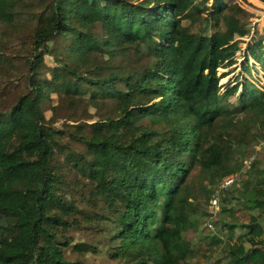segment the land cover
Segmentation results:
<instances>
[{"label":"trees","instance_id":"obj_1","mask_svg":"<svg viewBox=\"0 0 264 264\" xmlns=\"http://www.w3.org/2000/svg\"><path fill=\"white\" fill-rule=\"evenodd\" d=\"M22 3L0 0V22ZM208 9L206 34L181 22L201 14L196 0H39L22 90L0 110V264H85L96 236L118 264H191L184 234L199 200L204 226L225 231L223 264H264V167L219 192L244 185L248 222L207 211L212 189L240 168L235 154L264 140V74L257 86L246 68L251 57L262 70V55L248 42L241 81L219 91L217 67L235 61L247 32L238 4ZM50 94L52 112L74 114L61 127L44 118Z\"/></svg>","mask_w":264,"mask_h":264},{"label":"rangeland","instance_id":"obj_2","mask_svg":"<svg viewBox=\"0 0 264 264\" xmlns=\"http://www.w3.org/2000/svg\"><path fill=\"white\" fill-rule=\"evenodd\" d=\"M39 0H23V3L17 9L12 24L0 22V110L9 108L15 100L16 95L22 90L23 78H24V61L27 59L30 51V42L32 41V25L34 24V12L38 8ZM211 0H196L198 9L201 10V14L192 15V19H182V25L188 28L193 33H211L215 27L213 21H206L204 15L209 11L208 6ZM226 6L231 4H238L241 7L236 13L240 24L243 26L246 35L242 37H236L235 43L237 44V50L234 54L232 64H225L217 67L216 75L221 73L225 76L218 79L217 85L219 91H222L226 85L234 82L241 81L242 78L239 73H245V70L241 67L240 62L243 60L242 55L245 53L246 44L254 43L253 49L260 52L263 58V68L257 65V61L248 57L247 69H250L252 74H249L248 79L260 86L262 84V75L264 74V0H224ZM204 8V9H203ZM40 10V8H39ZM38 10V11H39ZM213 26V27H212ZM219 28H223L222 23H219ZM140 62L143 65H151L149 62H153V57L146 51L141 53ZM44 62L48 66H52L55 62L50 56H43ZM240 65V66H239ZM242 70V71H241ZM250 73V72H249ZM222 75V74H221ZM230 101L235 99L232 95ZM56 97L54 94H50V102L45 101L42 103L43 115L45 120L51 121L55 127H61L64 117L68 115H74L71 112H67L60 107L55 112H52L49 106L54 105ZM78 113V112H77ZM89 119L96 118V112L93 108H89ZM236 161L239 163L240 168L232 174L235 180L233 183H237L244 172H247V176L255 170L264 167V140L258 143L251 144L248 147L241 149L235 154ZM250 165H252L250 167ZM250 167V170H249ZM231 174V175H232ZM189 184L195 186V169H191L189 175ZM250 177V175H249ZM243 180V178H242ZM241 180V181H242ZM239 181L238 183H240ZM230 184V185H231ZM230 185L228 187H230ZM214 187L210 194L217 189ZM227 187V188H228ZM241 194H246L244 185L241 183L238 188L232 187L227 190L226 193L219 194L220 209L217 218L223 220L240 221L241 223L248 222L251 214L255 212L253 209H245L239 207V198ZM196 204V211L194 216L197 219L196 227L192 230H188L184 237L189 242L190 256L188 262L191 264H223L226 260L225 256L220 254L219 247L225 242V231L219 224H212L210 227L204 226L205 220L208 216L203 214L206 205L199 200ZM222 206V208H221ZM231 208V210H229ZM214 219V218H213ZM96 249L84 253L83 261L85 264H118L110 251L107 250L106 239L104 236L92 237ZM79 237L76 236V240ZM258 243L261 241L264 244V230L258 238ZM257 243V244H258ZM249 246V245H247ZM247 264H251L250 262Z\"/></svg>","mask_w":264,"mask_h":264},{"label":"built area","instance_id":"obj_3","mask_svg":"<svg viewBox=\"0 0 264 264\" xmlns=\"http://www.w3.org/2000/svg\"><path fill=\"white\" fill-rule=\"evenodd\" d=\"M234 177H236L235 174H229L224 176L220 183L218 184V187L215 191H213L208 200H207V211L209 213V218L214 217L218 212H219V192L221 189H226L232 182H234L235 180H237V177L235 180ZM206 226L210 227L211 223L209 220L206 221L205 223Z\"/></svg>","mask_w":264,"mask_h":264}]
</instances>
